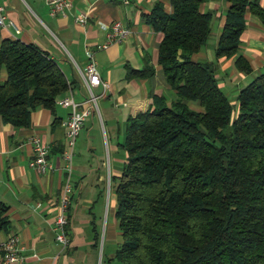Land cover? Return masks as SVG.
I'll use <instances>...</instances> for the list:
<instances>
[{
	"label": "trees",
	"instance_id": "obj_1",
	"mask_svg": "<svg viewBox=\"0 0 264 264\" xmlns=\"http://www.w3.org/2000/svg\"><path fill=\"white\" fill-rule=\"evenodd\" d=\"M205 1L169 0L170 11L155 1L144 15L162 35L157 63L174 98L154 95L151 108L124 125L125 159L111 177L120 236L113 258L122 264H264V72L232 103L215 64L234 57L238 72L251 73L240 38L246 13L264 26V8L258 0H226L215 61H194L211 37ZM3 71L0 117L14 127H29L37 108L55 113L71 86L56 60L20 39L1 44L0 77ZM152 74L146 61L126 78ZM8 211L0 201V232L10 226Z\"/></svg>",
	"mask_w": 264,
	"mask_h": 264
},
{
	"label": "crops",
	"instance_id": "obj_2",
	"mask_svg": "<svg viewBox=\"0 0 264 264\" xmlns=\"http://www.w3.org/2000/svg\"><path fill=\"white\" fill-rule=\"evenodd\" d=\"M69 1L71 7L63 17L52 16L45 0H0V5L6 9V24L0 26V46L8 39L36 44L58 62L70 82V89L63 97L72 93L78 101L87 98V90L76 66L85 70L86 52L94 50L100 76L110 85L99 100V108L105 130L113 136L118 133L119 126L124 130L128 117L151 108L154 95L169 93L163 71L157 63L162 35L145 22L144 15L149 13L155 1H161L166 11H170V3L169 0H130L128 4L121 0ZM258 2L264 8V0ZM227 9L226 0H207L200 5L201 11L212 13L214 46L207 43L192 56L194 61H215L214 48ZM80 14L88 15L86 24L76 22V16ZM245 19L246 27L241 34L238 53L247 59L252 71L250 74L238 72L234 57L216 60V76L225 94H237L253 76L264 72V26L250 13H246ZM115 20L130 30L129 36L112 43L107 49H96L107 40L101 23L110 25ZM146 61L153 67L150 77L126 78L129 69H141ZM5 79L6 72L3 71L0 81ZM95 91L98 94L103 92L101 87ZM69 112V108L59 104L55 113L37 108L32 112L29 127H14L0 117V201L9 206L10 221L8 229L0 232V243L11 234L18 235L24 256L21 262L8 263L0 252V264L98 262L99 248L95 246L94 236L95 230L100 232L103 226L105 204L101 203V185L107 181V175L100 172L99 165L96 169L91 160L99 153L100 147L98 138L102 125L98 114L92 113L85 120L76 141L67 227L70 245L63 248L53 231L66 181L61 153L66 148L64 122ZM35 135L50 147L48 160L51 169L46 174H39L30 167L34 153L31 139ZM102 165L106 166L105 161ZM119 172L120 168H116L113 175L117 176ZM116 228L106 229L105 236L107 233L112 240L119 233Z\"/></svg>",
	"mask_w": 264,
	"mask_h": 264
},
{
	"label": "built area",
	"instance_id": "obj_3",
	"mask_svg": "<svg viewBox=\"0 0 264 264\" xmlns=\"http://www.w3.org/2000/svg\"><path fill=\"white\" fill-rule=\"evenodd\" d=\"M49 7L52 16H66L67 10L71 7L69 0H45ZM123 4H128L130 0H121ZM76 22L86 24L88 22L87 14H80L76 16ZM6 24V9L0 5V26ZM14 25L12 22L10 23ZM101 27L106 31V42L97 45L96 49H107L114 42H121L130 34V30L122 24L121 21L115 20L110 25L102 24ZM88 62L85 70L76 66L81 76L83 84L87 90V98L84 101H78L72 93L59 99L57 102L60 106L69 108L70 112L68 118L64 122L66 131V148L61 153V157L65 162L64 169L66 173V181L62 188L58 202V213L55 216L53 231L55 233L56 241L63 247L67 248L70 245V238L68 236V211L71 205L72 193V173L74 170L75 146L78 136L84 126L85 120L92 114H98L104 137L107 139L105 126L101 117L98 100L104 96L110 85L103 80L98 70V64L95 59V51L88 49ZM101 87L103 92L98 94L95 89ZM33 144V157L30 160V167L39 174H46L51 169L48 157L50 154V147L43 144L39 135H35L31 139ZM111 176L108 177V185L112 182ZM110 181V182H109ZM114 184V183H113ZM19 237L16 234H11L5 241L0 243V252L3 253L5 260L8 263L21 262L24 256L21 254L19 246Z\"/></svg>",
	"mask_w": 264,
	"mask_h": 264
},
{
	"label": "rangeland",
	"instance_id": "obj_4",
	"mask_svg": "<svg viewBox=\"0 0 264 264\" xmlns=\"http://www.w3.org/2000/svg\"><path fill=\"white\" fill-rule=\"evenodd\" d=\"M212 36L213 35H211L209 42H208V45H210L211 47L214 46ZM198 61H202V60L200 59ZM222 75H223V72H222ZM251 77L252 76H249V78ZM227 79L228 78H226V80ZM226 95L232 103H235L236 92H233V93L228 92V94ZM166 96L169 101L174 98V95L171 91H169V93H167ZM99 100H98V105L100 104ZM188 104H189V107L192 109H195V110L201 109L200 106L196 102H188ZM234 108L236 109V104ZM100 128L101 130L99 131V138H98L99 145H100L99 153L91 158V160L93 161V164L96 165L95 168L97 167V165H99L100 172L104 175H107V181L105 182V184L101 185V188H102L101 203L105 204V209L102 214L103 220L101 223H103V226L100 229L101 238H100V245H99V259H98L97 264H122L119 260L113 258L119 246V242H120L119 233L116 235V237H113V239L110 240L108 238L107 233L105 236V231L106 229L109 230V228H111L112 226L114 228H116L117 226V223H116L117 220L114 215L115 208H116V200H115V194H114L115 184L110 183L108 185V177L114 174L116 168L122 167V163L125 159V152L123 148L119 145L123 141V129L119 126L118 133L113 136L106 129L107 139H105L102 127L100 126ZM99 160L100 162H98ZM103 161H105L106 166L102 165ZM116 229H118V227ZM118 232H119V229H118ZM100 254H101V258H100Z\"/></svg>",
	"mask_w": 264,
	"mask_h": 264
}]
</instances>
